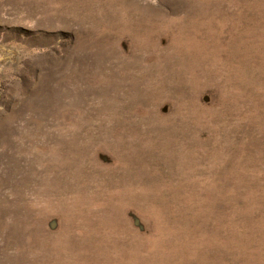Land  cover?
Returning <instances> with one entry per match:
<instances>
[{
    "label": "rangeland",
    "instance_id": "374dc122",
    "mask_svg": "<svg viewBox=\"0 0 264 264\" xmlns=\"http://www.w3.org/2000/svg\"><path fill=\"white\" fill-rule=\"evenodd\" d=\"M0 264H264V0H0Z\"/></svg>",
    "mask_w": 264,
    "mask_h": 264
}]
</instances>
